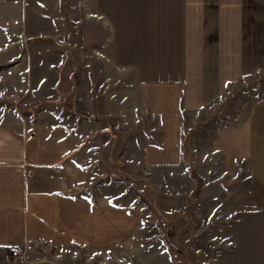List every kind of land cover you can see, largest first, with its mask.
Masks as SVG:
<instances>
[{
  "label": "rangeland",
  "instance_id": "obj_1",
  "mask_svg": "<svg viewBox=\"0 0 264 264\" xmlns=\"http://www.w3.org/2000/svg\"><path fill=\"white\" fill-rule=\"evenodd\" d=\"M152 5L25 0V25L10 36V48L0 50V79L6 81L0 89L17 94L29 83L30 94L11 104L0 100V106H34L45 99L60 103L65 94L63 106L71 107V90L80 86L84 96L93 88L90 98L102 100L107 90L117 94V101L128 94L127 103H137L138 92L130 95L128 90L132 82L157 81L177 70L168 66V52L159 50L150 34ZM119 9L128 16L120 17ZM103 11L110 19L103 18ZM57 80L59 99L49 100L56 96ZM263 97L264 82L241 83L228 88L220 102L184 112L182 161L171 165L141 162L142 145L150 140L156 121L130 111L117 122L115 115L101 116L107 109L97 113L99 106L91 108L94 119L86 128L96 151L91 197L108 196L112 205L131 208L132 226L124 239L105 249L33 242L20 248L25 250L23 263L11 257L20 264H264V209L231 205L225 191L233 184L221 154L212 148L216 130L241 123ZM245 167L238 164L234 183L241 189L246 188Z\"/></svg>",
  "mask_w": 264,
  "mask_h": 264
},
{
  "label": "crops",
  "instance_id": "obj_2",
  "mask_svg": "<svg viewBox=\"0 0 264 264\" xmlns=\"http://www.w3.org/2000/svg\"><path fill=\"white\" fill-rule=\"evenodd\" d=\"M128 2L153 4L150 34L159 50L173 57H168V66L177 70L157 81L138 86L134 81L130 89L124 87L130 95L138 92L137 103H127L128 94L117 101V94L107 90L102 100L90 98L93 88L84 96L80 86L71 90L70 95H75L71 107L63 106L65 94L60 103L45 99L34 106H0V264H20L11 257V249L33 242L105 249L126 237L133 224L128 222L131 208L112 205L108 196L91 197L96 161L95 143L86 131L94 119L91 108L99 106L97 113L101 107L107 109L101 116L115 115L117 122L130 111L136 118L145 114L156 121L150 140L142 145L141 162L171 165L182 161L184 112L220 102L228 88L241 83L264 82V0ZM24 3L0 0V35L5 42L0 50L9 49L10 36L24 27ZM103 12V18L110 19ZM122 12L119 9L120 17L128 16ZM138 14L135 18H140ZM58 81L53 86L56 96L49 100L59 99ZM28 89L29 83L17 94L0 89V100L11 104L17 98L27 99ZM259 99L241 123L214 133L212 148L221 154L233 184L225 194L235 207L264 209V97ZM26 161L32 166L30 177H26ZM242 162L246 165L243 189L234 185Z\"/></svg>",
  "mask_w": 264,
  "mask_h": 264
},
{
  "label": "built area",
  "instance_id": "obj_3",
  "mask_svg": "<svg viewBox=\"0 0 264 264\" xmlns=\"http://www.w3.org/2000/svg\"><path fill=\"white\" fill-rule=\"evenodd\" d=\"M24 168H25V173H26V177H30L32 175V166L29 162H25L24 163ZM24 253L25 250H22L20 248H12L11 249V256L12 257H17V258H22V261L24 260Z\"/></svg>",
  "mask_w": 264,
  "mask_h": 264
}]
</instances>
